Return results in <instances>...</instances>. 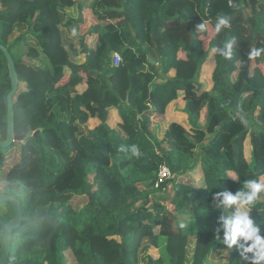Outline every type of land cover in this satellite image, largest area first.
I'll list each match as a JSON object with an SVG mask.
<instances>
[{"label": "trees", "instance_id": "trees-1", "mask_svg": "<svg viewBox=\"0 0 264 264\" xmlns=\"http://www.w3.org/2000/svg\"><path fill=\"white\" fill-rule=\"evenodd\" d=\"M84 12L95 23L82 35ZM220 16L231 27L217 34ZM229 40L230 59L214 51ZM0 44L19 79L14 133L39 131L0 148V194L13 196L23 216L10 261L67 264L69 252L75 264H246L214 238L221 212L213 197L264 181V53L248 55L264 47V0H0ZM206 67L209 90L199 81ZM9 91L0 52V140ZM179 97L188 126L171 123L158 140L153 120ZM89 119L99 124L90 130ZM16 145L18 160L4 174ZM162 164L172 178L154 188ZM251 211L264 222V199ZM12 217L0 204V256Z\"/></svg>", "mask_w": 264, "mask_h": 264}, {"label": "clouds", "instance_id": "clouds-1", "mask_svg": "<svg viewBox=\"0 0 264 264\" xmlns=\"http://www.w3.org/2000/svg\"><path fill=\"white\" fill-rule=\"evenodd\" d=\"M229 20L220 16L215 24V32L218 34L223 29L230 28ZM197 30L203 32L206 25L202 22L197 25ZM75 35V31H73ZM235 41H227L223 48L214 49L225 58H231L232 45ZM264 53V47L255 48L249 52V58H259ZM123 151V149H121ZM131 154L134 157L141 155L136 145L131 146ZM264 183L258 179H247L243 182V188L236 191L223 190L214 194L215 207L221 214L217 217V227L214 229V238L224 245L222 251L228 253L235 246L240 259L246 264H264V235L262 226L264 222L257 223L251 215V210L259 200L264 199ZM180 228H185L186 223H180ZM222 233V238L221 234Z\"/></svg>", "mask_w": 264, "mask_h": 264}, {"label": "water", "instance_id": "water-1", "mask_svg": "<svg viewBox=\"0 0 264 264\" xmlns=\"http://www.w3.org/2000/svg\"><path fill=\"white\" fill-rule=\"evenodd\" d=\"M0 52L4 55L7 62L8 76L10 80V91L6 98V135L3 140H0V148L6 149L14 143L23 142L25 139L37 136L39 131L35 133L28 132L27 134L17 135L14 133L13 124V99L18 91L19 79L15 69L14 62L5 47L0 44ZM8 203L13 212V217L4 225V232L2 236L3 251L0 256V264H19L8 259L10 252V240L12 231L18 229L23 222V216L20 212L19 202L10 195L0 194V204ZM23 264H39L35 261L25 262Z\"/></svg>", "mask_w": 264, "mask_h": 264}, {"label": "rangeland", "instance_id": "rangeland-1", "mask_svg": "<svg viewBox=\"0 0 264 264\" xmlns=\"http://www.w3.org/2000/svg\"><path fill=\"white\" fill-rule=\"evenodd\" d=\"M78 3L82 4L84 2V0H77ZM76 16V15H75ZM83 26L82 27V35L85 34V32L88 30V27L91 26L92 24H94V20L91 18L90 14L88 12H84L83 14ZM25 29H19V32L15 33V35L17 36L18 33H22L24 32ZM87 42L92 43V39L91 38H87ZM206 42V41H204ZM22 48V52L24 51V49L26 48L25 44L21 47ZM15 52L17 53H21L19 47L14 49ZM83 56H79L77 58V62L79 63L80 60H82ZM24 62H28L27 59L25 57H23ZM259 68L261 70H263L264 68V62L262 64L259 65ZM211 71L212 69L210 68H202L201 70V74L199 77V81L200 83L203 85V87L207 90H209L211 88ZM66 73H68V70H66ZM173 74V73H172ZM21 85V84H20ZM23 85H21L22 87ZM173 110V109H172ZM203 112V111H202ZM201 112V113H202ZM168 120H165L163 123V117L159 118L156 122L153 123V128L155 130V135L157 136V138H159L158 140L162 139L164 137L165 131L168 129V124L174 119L171 117L167 118ZM180 120V119H178ZM202 120V119H201ZM200 120V123L202 124L203 122ZM86 127L88 128V125L86 124ZM115 128V127H113ZM7 149V148H6ZM18 155H19V151H18V145H16V147L12 150V152L9 154V157L7 158V163L4 167V169L2 170V173H6L8 170H10V168L13 166V164H15L18 160ZM232 178H235L234 175H230ZM259 181L261 183H264V181L260 178ZM156 188V187H154ZM3 189V183L2 181H0V191ZM168 194H171V188L168 187L165 191H160L156 193V196H168ZM262 196H264V193H262ZM170 209L171 206H169ZM6 211H1V215L5 214ZM157 251V250H156ZM156 251H152L151 255L152 257H157L158 253ZM64 257L66 259L67 264H75L73 259L71 258V255L69 252H65L64 253ZM211 264H225V260H221L218 258H214L211 261Z\"/></svg>", "mask_w": 264, "mask_h": 264}, {"label": "crops", "instance_id": "crops-1", "mask_svg": "<svg viewBox=\"0 0 264 264\" xmlns=\"http://www.w3.org/2000/svg\"><path fill=\"white\" fill-rule=\"evenodd\" d=\"M87 43H89V42H87ZM179 57L180 58H184L185 57V54L179 53ZM82 61H83V58H82V60L79 61V63H81ZM208 68L212 69L211 67H208ZM85 89H86V85L85 84H80L79 86H77V91L79 93L83 92ZM184 106H185V103H184L182 97H179L176 101L172 102L168 106V108L166 109L165 114L163 116H158L157 118H155L153 120V123L156 122L161 117H163V123H164L165 120H168L167 119L168 117H171V118H174V119L169 124L175 122V123H179V124H182L183 126L187 127L188 126V123H187L186 115L183 114V112H182L183 109H184ZM202 111L203 112L201 113L200 117L202 119L201 121L204 122V119H205V109H203ZM178 119H180V120H178ZM118 123H119V118H118L117 112L115 110H111L109 112V115H108V125L111 128H113V127L116 128V125ZM98 124H99V121L97 119H89L88 122H87L88 129H90V130L93 129V128H95ZM169 124H168V126H169ZM157 139H159V138H157ZM249 152H250V146L248 144H246L245 145V155H246V158L249 157ZM229 175H231V174H229ZM152 251H156V250H150L149 251V254L150 255H153L152 254Z\"/></svg>", "mask_w": 264, "mask_h": 264}, {"label": "built area", "instance_id": "built-area-1", "mask_svg": "<svg viewBox=\"0 0 264 264\" xmlns=\"http://www.w3.org/2000/svg\"><path fill=\"white\" fill-rule=\"evenodd\" d=\"M119 61H120L119 56L114 55V59H113L114 65L117 66L119 64ZM170 178H172L170 171L168 170V168L164 164H162L158 168L157 181H156L154 187L157 188L162 182H164L165 180H168Z\"/></svg>", "mask_w": 264, "mask_h": 264}]
</instances>
